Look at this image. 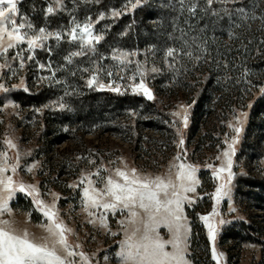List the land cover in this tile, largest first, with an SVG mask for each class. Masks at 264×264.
Listing matches in <instances>:
<instances>
[{"label": "rangeland", "instance_id": "obj_1", "mask_svg": "<svg viewBox=\"0 0 264 264\" xmlns=\"http://www.w3.org/2000/svg\"><path fill=\"white\" fill-rule=\"evenodd\" d=\"M49 5L57 7L54 0H19L17 7L34 25L37 34L39 28H46L53 33L60 31L64 37L74 26L73 19L81 26L90 19L93 35H102L105 39V33L118 25L120 19L128 16L132 19L141 8L147 9L145 16L154 18L143 25V42L137 39L134 47L103 46V39L94 42L95 52L73 57L70 64L65 56L78 51L79 46L66 42L63 37L61 41L49 37L45 43L51 51L38 48L30 52L25 42L0 57V65L11 66L10 69L0 68V84L8 89H0V163L7 164L2 176H11L16 189L0 219L11 221L18 232L26 230L30 238L41 242V238L49 235L50 221L44 211L51 210L58 221L70 229L66 237L71 250L77 253L71 258L75 264H122L120 253L125 249L123 242L132 235L133 218L127 210L113 215L103 208L86 207L84 188H103L109 175L119 180L115 176L117 168L124 171L134 168L141 176L167 181L169 176L175 178L177 168L174 165L184 163L196 169L197 180L196 192L187 194L193 202H185L183 209L185 223L190 229L185 253L188 264L192 262L191 219L187 211L204 229L211 264H264V192L235 182L236 176L264 178V139L259 142V158L249 160L242 156L236 159L251 110L264 93V66L254 68L264 62V24L259 19L264 16V0H242L227 6L244 8L246 14L257 17L254 20L239 13L223 19L199 13L217 23V35L223 39H217L216 51L210 52L212 57L191 48L188 50L200 59H190L181 53L171 63L165 57L166 50L182 47L181 34L186 32L190 36V21L195 19L188 12H181L176 0H139L138 3L136 0H64L63 9L54 15L46 12ZM117 12L121 14L114 15ZM101 16L104 19H100ZM17 19L19 22V17ZM156 32H160V36ZM239 32L243 40L255 42L257 52L244 62L233 61V57L227 62L221 48L231 44ZM163 36L166 40L162 41ZM189 40L192 38L188 37ZM114 51L137 54L130 57L132 63L124 68L123 65L117 67V62L110 58ZM16 53L19 57L13 59ZM28 55L34 59L27 60ZM20 58H24L22 67ZM137 62L145 69H159L155 73L146 71L143 76L152 100L135 88L141 79L139 74L132 79ZM40 64L45 68L41 69ZM101 66L113 71L114 75L108 77L100 72L99 82L89 87L88 79ZM208 71L214 77L209 87L211 106L192 135V109ZM121 75L124 79H120ZM99 83L106 87L101 89ZM107 85L118 86L120 91H112ZM220 88H225L226 96L225 91L217 90ZM81 89L136 95L156 105L145 107L142 103L135 109L112 115L105 112L89 126L59 124L61 114L69 109L66 100ZM236 128L241 131L237 133ZM229 145L235 150L230 182L227 172L216 175V169L225 165L223 152ZM177 156L181 159L177 160ZM21 183L25 186L23 192L19 190ZM221 184L227 185L230 196L217 203L213 197ZM205 215L216 228L215 241L209 239L206 223L200 219ZM157 231L165 240L171 238L165 225L161 224ZM213 247L218 260L212 258ZM166 250L172 251L171 245L166 246ZM195 254L200 264H206L201 245L196 247Z\"/></svg>", "mask_w": 264, "mask_h": 264}, {"label": "snow or ice", "instance_id": "obj_2", "mask_svg": "<svg viewBox=\"0 0 264 264\" xmlns=\"http://www.w3.org/2000/svg\"><path fill=\"white\" fill-rule=\"evenodd\" d=\"M136 2L138 3L139 0H136ZM176 2L179 4L181 12L186 11L193 17L203 13L214 18L223 19L225 16L232 18L239 13L242 17L247 16L248 19H257L255 15L246 14L245 9L242 7H227L228 5L241 3L242 0H176ZM18 3L19 0H0V57L8 53L10 49L17 48L25 42L30 52H34L38 48L51 51V48H48L45 43L49 37H53L56 41H61L63 37L66 42L78 43L79 46L78 51H71L65 56V60L70 64L73 57H83L87 56L89 52H95L94 42L98 43L104 39L102 35H93L90 19H87L82 26L73 19L74 26L67 31L66 37L60 31L53 33L46 28H39L37 34L34 25L19 13ZM54 3L57 7L54 8L49 5L46 9L47 14L54 15L58 10L63 9L64 0H54ZM217 4L222 7L215 8L214 5ZM133 7H135V4ZM120 14L118 12L114 13L116 16ZM17 17H19V22ZM100 19H104V17L101 16ZM259 19L264 24V16H260ZM5 37H7L6 41ZM180 39L182 41L181 48L170 47L165 52V57L170 63L181 53L190 59H200V56L194 57L193 52L188 50L193 46L201 53L206 52V48L203 47L207 43L206 40L201 39L198 44L197 37H193L190 44L186 32H182ZM136 54L134 52L114 51L110 58L117 62V67L123 65L126 68L128 64L132 63L130 57ZM17 57H19V53H16L13 59ZM23 59L20 58L21 67L23 66ZM26 59L33 60L34 57L28 55ZM4 67L11 68L7 64L0 65V68ZM39 67L43 69L45 65L40 64ZM84 71L87 72L88 69L85 68ZM94 71L96 74L91 75L87 81L89 87L99 82L98 74L100 72H104L108 77L114 75L113 71L103 68V66ZM120 71H123V68ZM146 71L155 73L159 69L155 67L145 69L143 64L137 62L132 79H135L136 74L141 76L135 88L141 90L148 100H152L153 95L143 80ZM116 74L119 75V73ZM54 75L55 73H53ZM120 79H124V77L121 75ZM99 87L103 89L106 85L99 83ZM107 87L112 91H120L118 86L107 85ZM0 89L8 90L2 84H0ZM184 123L186 126L187 116L184 117ZM235 131L239 133L241 128H236ZM183 143L184 141L181 139L180 144L183 145ZM12 146L14 147V145ZM234 154L233 146L229 145L228 150L223 152L226 158L225 165L216 169V175L227 172L229 182L232 179V156ZM180 159L181 157L177 156V160ZM5 160H7L6 155ZM174 167L177 168L175 178L169 176L167 181L160 177L149 179L141 176L134 168L130 171L117 168L115 176L119 177V180L109 175L103 188H84L83 194L86 198V207L103 208L113 215H116L118 211L123 213L127 210L133 218L131 221L132 235L123 242L125 249L120 253L122 264H188L185 253L190 229L185 223L186 217L183 214V209L185 202L188 204L193 202L187 194L194 193L197 190L196 169L184 163L174 165ZM6 170L7 164L0 163V214L7 211V202L16 190L13 187L12 177L4 178L2 176ZM12 171H16L15 165L12 166ZM24 189L25 186L21 183L19 190L23 192ZM29 195H31V192H29ZM229 196L230 189L226 184H221L216 188L213 198L219 203ZM37 203L42 202L37 201ZM44 215L50 221L47 226L49 235L41 238V242L30 238L26 230L22 233L18 232L11 221L0 219V264H75L71 258L76 256L77 253L71 250V245L66 237V233L70 229H66L62 222L58 221L55 212L45 210ZM89 215H92V213L89 212ZM200 219L206 223L209 239L215 241L216 228L209 222V216H201ZM101 223L103 224V219ZM220 223H223V221H220ZM161 224L168 227L171 232L170 239L165 240L157 231ZM168 245H171L172 251L166 250ZM79 255L81 258L86 259L83 253H79ZM212 258L214 260L219 258L215 247L212 249Z\"/></svg>", "mask_w": 264, "mask_h": 264}, {"label": "trees", "instance_id": "obj_3", "mask_svg": "<svg viewBox=\"0 0 264 264\" xmlns=\"http://www.w3.org/2000/svg\"><path fill=\"white\" fill-rule=\"evenodd\" d=\"M147 9H139L135 12V16L132 19L128 17H123L120 19L116 26L112 27L107 33H105V39L103 42V46L107 44L125 46V47H134L135 44L143 38L141 35V31L143 32V25H145L146 21L149 19H153L152 15H146ZM207 16L200 14L195 17V19L190 21V32L189 39L193 37H197V43L199 44L201 39L206 40L207 43L203 45L206 48V57L209 55L212 57L210 52H215L217 48V39H223L217 35V23L212 19H207ZM120 26V27H118ZM148 28H151L150 25H147ZM240 35L236 34L234 39H232V43L229 45H223L222 40L219 41V45L222 46L221 51L223 52V57L226 58L227 62L231 57H233V61H238V63L244 62V59H248L249 56L255 54L257 52V46L246 38L243 40V35L239 32ZM155 34V33H154ZM148 35V34H147ZM157 36H160V32H156ZM150 36V32L149 35ZM146 38V37H145ZM144 38V39H145ZM161 40H166L165 37H161ZM190 44L192 43L191 40ZM188 41V42H189ZM147 41H144V44H147ZM193 50L196 49L195 46L192 47ZM197 50V49H196ZM260 58V57H259ZM231 62V61H230ZM210 64H213V62ZM258 67L264 66V62H259ZM214 65V64H213ZM232 64L230 63V66ZM253 67V65H250ZM205 82L201 85V91L196 96L195 105L192 109V126L190 128V133L193 135L198 130V126L202 121V116L205 113H208L206 110L209 106V103L212 100L210 96L211 91L209 87L213 84L214 77L211 72H206ZM68 76H70L68 74ZM67 79V78H66ZM212 90V89H211ZM218 91H225V88L217 89ZM217 91V92H218ZM43 92L38 94L40 97ZM67 109L70 114L66 112L62 113L60 116L61 125L64 123L69 124H78L89 126L91 123L95 122L99 116L103 113H108L112 115L117 111L122 110H130L135 109L139 104L142 103L145 107H153L156 103L149 102L144 100L140 96L136 95H120L114 94L110 92H94L92 90H79L74 93V95L70 96L67 100ZM206 111V112H205ZM90 132V131H89ZM59 133V132H58ZM63 137V136H59ZM191 138V136H190ZM264 139V93L263 95L255 102L249 117V123L247 126V130L239 150V153L236 156V159H240L242 156H246L247 159H256L259 158V142ZM236 184H241L242 186L257 189L259 192H264V178H242L240 176H236L235 178ZM237 192V190H236ZM189 218L191 219V238H190V260L192 264H200L196 258V247L201 245V252L203 254V260L206 264H211L210 261V253H209V244L204 232L203 227L193 218V215L190 211H187Z\"/></svg>", "mask_w": 264, "mask_h": 264}]
</instances>
